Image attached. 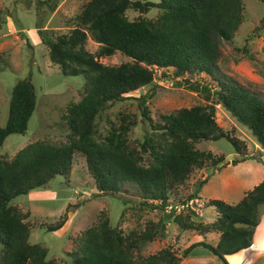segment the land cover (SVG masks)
<instances>
[{
	"label": "trees",
	"instance_id": "trees-1",
	"mask_svg": "<svg viewBox=\"0 0 264 264\" xmlns=\"http://www.w3.org/2000/svg\"><path fill=\"white\" fill-rule=\"evenodd\" d=\"M37 3L51 10L56 4L55 0ZM152 9L158 10L157 15L146 18ZM127 10L137 12L138 18L129 20ZM243 11L242 0H87L68 34L52 37L36 27L50 61L65 76H81L83 91L81 99L70 103L63 115L68 130L65 141L52 144L37 140L12 158L0 156V264H53L46 260L44 247L29 243L26 215L11 202L45 187L56 176H67L76 153L85 157L98 192L112 195L120 192L123 184L136 185L144 204L153 209H166L170 195L194 169L217 168L222 163V157L196 149V143L225 139L237 154L244 153L240 141L217 125L214 103L180 108L161 115V122H152L145 100L154 89L140 97L141 115L149 126L141 142L128 138L134 125L128 116L121 117L119 125L110 126L97 139L96 117L112 103L124 100L126 94L150 85L153 68H172L176 77L209 76L215 87L190 81L191 77L182 81L190 90L203 94L206 101L214 97L238 123L250 129L264 152V99L217 72L220 44L233 41ZM2 23L0 9V26ZM88 33L100 44L95 54L85 48ZM116 52L129 61L108 66L97 60ZM35 106L30 76L18 80L11 91L6 124L0 127V146L7 136L26 132ZM206 207L216 212L215 221L209 225L194 223L189 217L191 210L173 220L183 229L219 232L218 241L198 242L183 253L202 246L221 264H228L227 258L250 250L254 230L260 225V210L264 211V178L237 203L209 199ZM65 221L66 215L47 230L57 231ZM156 228L150 223L142 232L125 235L110 226L108 217H101L83 232L70 253L72 264H179L180 258L168 248L141 260L134 258L133 252L156 237Z\"/></svg>",
	"mask_w": 264,
	"mask_h": 264
},
{
	"label": "rangeland",
	"instance_id": "rangeland-1",
	"mask_svg": "<svg viewBox=\"0 0 264 264\" xmlns=\"http://www.w3.org/2000/svg\"><path fill=\"white\" fill-rule=\"evenodd\" d=\"M37 1L0 0L3 16L0 26V127L6 124L11 91L18 80L30 76L36 93L35 110L26 132L7 136L0 146V156L7 158L37 140L52 144L65 141L68 130L63 115L70 103L78 102L82 97L83 78L61 74L59 66L50 61L48 49L40 42L36 27L52 37L68 34L75 25V16L87 0H55L53 10L47 5L39 6ZM242 1L243 21L233 41L220 44L217 72L264 99V0ZM157 13L158 10L152 9L145 17L155 18ZM126 16L134 20L139 14L127 10ZM85 48L95 54L100 44L88 33ZM97 60L104 65L116 66L128 62L129 58L116 52L97 57ZM153 71L154 79L150 85L126 94L124 100L112 103L100 112L94 121L97 139L102 138L110 126L119 125L121 117L128 116L127 120L134 121L128 138L141 142L149 126L141 115L140 97L154 89V94L145 100L152 122H161V115L180 108L214 103L217 125L240 141L244 153L237 154L225 139L196 143V149L211 152L223 161L217 168L194 169L175 194L170 195L166 209L146 206L136 185L123 184L120 192L112 195L98 192L87 171L85 157L76 153L67 176H56L45 187L17 196L11 202L26 215L24 222L30 228L29 243L44 247L46 260L53 264H72L70 253L75 250L83 232L101 217H108L110 226L117 227L125 235L130 231L142 232L150 223L157 225L156 237L133 252L137 260L168 248L180 258L179 264H221L202 246L194 247L187 255L183 253L201 241L216 244L219 232L204 234L200 232L202 229H183L173 217L185 216L191 210L193 214L189 217L194 223L205 226L215 221L216 212L212 207H206L207 201L220 199L235 204L257 185L264 178L263 149L250 129L238 123L214 101V97L206 101L203 94L187 88L182 79L191 76L176 77L172 68H153ZM190 81L207 83L210 87L216 85L204 74H195ZM65 215L66 221L60 229L47 230ZM259 224L260 227L254 230L250 250L227 258L228 264H264L262 209Z\"/></svg>",
	"mask_w": 264,
	"mask_h": 264
},
{
	"label": "crops",
	"instance_id": "crops-1",
	"mask_svg": "<svg viewBox=\"0 0 264 264\" xmlns=\"http://www.w3.org/2000/svg\"><path fill=\"white\" fill-rule=\"evenodd\" d=\"M260 227V226H259ZM254 237V236H253ZM245 251V250H244ZM230 258V257H229Z\"/></svg>",
	"mask_w": 264,
	"mask_h": 264
}]
</instances>
